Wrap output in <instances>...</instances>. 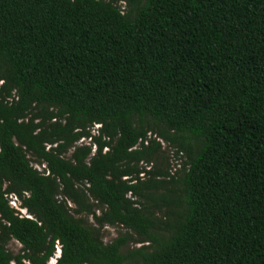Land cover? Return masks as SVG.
Masks as SVG:
<instances>
[{
    "label": "trees",
    "instance_id": "16d2710c",
    "mask_svg": "<svg viewBox=\"0 0 264 264\" xmlns=\"http://www.w3.org/2000/svg\"><path fill=\"white\" fill-rule=\"evenodd\" d=\"M56 240L53 264H264V0H0V264Z\"/></svg>",
    "mask_w": 264,
    "mask_h": 264
},
{
    "label": "rangeland",
    "instance_id": "374dc122",
    "mask_svg": "<svg viewBox=\"0 0 264 264\" xmlns=\"http://www.w3.org/2000/svg\"><path fill=\"white\" fill-rule=\"evenodd\" d=\"M87 139V138H85ZM84 142H86L85 140H83ZM162 148L164 149V155H165V161L163 163H166V158H167V162L168 164L170 165V170L171 171H174L176 168H178L181 160L183 159L182 157H180V153L177 155L175 152H174V148L170 145H168L167 143H163L162 144ZM144 165V163H143ZM99 211V210H97ZM91 218V217H90ZM92 220V219H91ZM124 229L121 227V226H117V225H105L103 228H102V236H103V241L104 242H108L110 241L112 238H114L117 233L119 231H123ZM139 244H136L134 242H131L129 244L130 247H133V246H137ZM21 248V244L12 239L9 243H8V249L13 251V252H18Z\"/></svg>",
    "mask_w": 264,
    "mask_h": 264
},
{
    "label": "built area",
    "instance_id": "2783aa9c",
    "mask_svg": "<svg viewBox=\"0 0 264 264\" xmlns=\"http://www.w3.org/2000/svg\"><path fill=\"white\" fill-rule=\"evenodd\" d=\"M98 126V124L96 125V127ZM93 131V130H92ZM148 136H150V133L148 132ZM85 140L86 142L90 141V137H88L87 139H85L84 137L80 139V141H83ZM107 149V147H105V150ZM34 166H36L37 168L41 169L43 167H45L44 164H41V165H38V164H34ZM7 197H8V200H9V203L11 206L15 207V208H19L21 213L26 215V216H29L28 214H26V211L25 209H22L19 207V203L20 201L18 200L17 196L13 193H10V194H7ZM99 211H97L98 213ZM60 243L58 240L55 241V251L53 253L52 256H50L49 260H48V263L49 264H53L57 257L60 255Z\"/></svg>",
    "mask_w": 264,
    "mask_h": 264
}]
</instances>
